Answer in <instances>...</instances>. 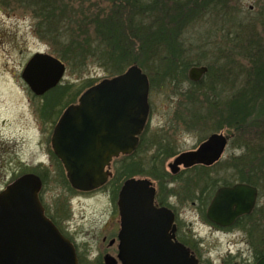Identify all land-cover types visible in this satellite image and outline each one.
<instances>
[{"label":"trees","instance_id":"1","mask_svg":"<svg viewBox=\"0 0 264 264\" xmlns=\"http://www.w3.org/2000/svg\"><path fill=\"white\" fill-rule=\"evenodd\" d=\"M2 2L29 12L34 19L36 34L49 43L51 53L62 59L69 71L78 75L96 65L105 70L106 76L112 77L130 65L138 64L149 72L151 79L156 76L162 78L163 85L175 86L180 81L189 80L191 87L179 90L185 97V103L183 114H176L178 122L188 130L201 129L204 138L210 132L224 129L230 138V146L241 151L239 154L231 153L227 160L219 162L228 164L226 167L230 176L223 178L222 172L217 170L211 178L212 183H206L198 198L203 200L204 195L211 191L208 204L218 186L237 181L258 187L264 196V30L258 24L244 20L238 3L240 0ZM211 16L223 24V36L214 46L221 55L209 58L206 54L208 46L198 52V48L193 51L187 44L192 28ZM222 57L229 58L230 63L224 60L222 63ZM202 63H207L208 72L200 81L190 80L189 69ZM100 80L88 78L81 85L60 83L47 92L54 96L51 98L52 106L49 103L55 112L51 123H56L69 104L76 102L85 89ZM225 82L232 83L229 90L225 88ZM164 145L162 161L173 155ZM142 148L141 142L137 152ZM131 156L125 155L123 162H120L122 157L114 160L113 176L103 186L113 190L115 200L125 179L135 175L127 159ZM52 157L68 189L72 193L78 192L71 186L65 168L54 151ZM224 167L222 169L226 172ZM34 172L41 176L46 186L48 171ZM20 175L17 174V177ZM198 175L201 174H197L195 184H199L201 177ZM168 177L171 178L162 170V180ZM202 180L206 179L202 177ZM40 197L44 203L43 191ZM46 213L68 236L59 222L60 211L53 215L46 207ZM78 256L82 264L79 253Z\"/></svg>","mask_w":264,"mask_h":264},{"label":"water","instance_id":"2","mask_svg":"<svg viewBox=\"0 0 264 264\" xmlns=\"http://www.w3.org/2000/svg\"><path fill=\"white\" fill-rule=\"evenodd\" d=\"M207 65H194L188 76L200 81ZM66 63L49 52L37 51L24 66L22 77L30 90L42 96L64 79ZM148 74L132 64L125 71L104 77L69 104L54 126L51 144L66 170L71 186L91 192L112 176L113 158L132 153L139 144L149 114ZM229 138L213 132L196 150L170 162L173 173L181 165H211L222 157ZM43 181L26 173L0 191V264H79L74 243L46 215L40 199ZM156 188L149 178L130 177L119 191L121 228L118 235L122 264H198L185 255L188 248L175 241V213L155 205ZM258 188L246 182L221 186L207 208V218L229 226L250 213ZM162 254V255H161ZM115 264L113 257H106ZM256 264H264V258Z\"/></svg>","mask_w":264,"mask_h":264},{"label":"rangeland","instance_id":"3","mask_svg":"<svg viewBox=\"0 0 264 264\" xmlns=\"http://www.w3.org/2000/svg\"><path fill=\"white\" fill-rule=\"evenodd\" d=\"M238 3L243 10L241 15L244 20L258 24L259 28L264 30V0H240ZM222 27L221 21L211 16L210 19L192 28L187 45L192 47L193 51L198 48V52L208 46L206 54L209 58L221 55L219 51H215L214 46L218 45L223 36ZM37 51L51 53V47L46 40L36 34L32 15L15 5L6 6L0 0V143L5 148L3 153H0V159L2 161L4 154L5 159L15 162L13 166H7V170L0 169V191L15 176L17 177V174L28 171L23 165L25 162H35L45 158L43 153L50 141L49 127L51 128L55 112L52 107H49V103L52 106L51 98L54 96L45 93V96L33 98L34 94L25 81L22 79L20 83L21 71L29 58ZM223 60L230 63L229 58L222 57V63ZM235 70L238 71V69ZM146 73L149 75V72ZM106 74L103 68L96 65H91L82 75L67 69L62 83L71 82L81 85L88 78L102 79L106 77ZM152 78L158 80L159 77ZM161 85L164 86L162 90ZM224 85L227 90L232 87L231 82H225ZM190 87L189 80L180 81L175 86L163 85L162 81V84L155 83L153 89L156 111L152 123L154 126L162 124V145L164 139L169 138L170 141L173 139L178 152L192 149L204 135L201 129L188 130L178 122L179 119H174L182 112V106L184 107L185 103V97L179 90H187ZM42 128L46 130L42 131ZM217 132L226 133V130ZM240 152L232 148L229 141L220 162L227 160L231 153L239 154ZM124 156L118 158L121 159ZM127 159L131 163L130 167L135 171L134 177L149 178L157 182L159 172L155 167L158 164V154L150 148L149 144L148 147L145 145L139 153ZM130 159L133 161L131 162ZM173 159L174 156H168L162 161V170L171 177L162 181V195H171L167 204L175 208L179 224L190 234V242L194 248H202L205 255L216 262H219L221 253L227 248H233L234 251L238 248H246L239 229L231 231L218 229L207 219L206 211L211 199L208 204L206 202L211 191L204 195L203 200L198 198L200 190L205 188L206 183L209 181L210 184L212 183L211 178L217 170L222 172L223 178L230 176L228 171L224 172L222 169L223 165L226 167L228 164L218 163L214 169L197 168L189 170L187 174L174 176L168 167ZM124 160L125 158L120 162ZM57 165L54 162L53 167L48 170V181L42 190L44 204L50 214L57 215L60 211V225L76 243L82 264H101L97 257L98 251L102 254L101 250L113 236V223L120 220L117 199L114 198L113 190L103 187L92 192L78 190L72 193L63 181L62 172ZM126 166L129 169L128 164ZM114 168L113 164V171ZM198 173L201 174L198 177H204L206 180L201 181L200 178L199 184H195L194 180L197 179ZM259 206L261 207L259 212H262L264 207L262 195L259 197ZM110 224L112 227L106 228ZM105 235H107L106 242L103 241ZM87 258H89L88 262Z\"/></svg>","mask_w":264,"mask_h":264},{"label":"flooded vegetation","instance_id":"4","mask_svg":"<svg viewBox=\"0 0 264 264\" xmlns=\"http://www.w3.org/2000/svg\"><path fill=\"white\" fill-rule=\"evenodd\" d=\"M22 72L23 71H21V74H20V83H22V79H23ZM148 77H149V82H150L148 119H147V122H146V125H145L143 131L139 135V144H138L137 148L132 153H130V155L131 154L135 155L138 148L140 147L141 142L143 143V147L145 145L148 147V144H149L150 148L151 149L153 148L155 150V153L158 154V159H157L158 164H157V167H155V169L158 170L159 176H158L157 182L152 180L153 185L156 188L155 205L158 207H168L174 211L175 221H174L173 226L174 225L176 226L175 239L174 240L184 243L188 247V248H186L188 250V254L185 256L190 260L196 259L198 264H256L260 259L264 258V228H263L264 227V219H263L264 207H263V211L259 212L261 210L260 209L261 207L259 206V197L261 196V192H260L258 187H257L258 188L257 202H256L254 209L250 213L243 214V215L237 217L235 219V221L229 226H220V225L210 221L211 225L215 226L218 229H222V230H226V231L239 229L242 232V241L246 244V248H238L237 251H234L233 248H227V250L225 252L221 253L219 262H216L215 260H212L209 256H206L205 252L203 251L202 248H194V246L192 245V242H190V234L187 231L183 230L182 226L179 224L178 216H177V213L175 211V208H172L169 206V204H167L169 201V197L171 195H162V181L165 179V178H163V180H162V124L160 123L157 126H154V124L152 123V120L154 119V115H155V111H156L155 110V107H156L155 95H154V90H153L154 84L157 82H159V84H162V78H158V80H156V79H151L150 76H148ZM161 90H162V85H161ZM32 97L36 98L35 95H33ZM18 100H20L19 95H18ZM41 107L42 106H40V108ZM12 115H13V113H12ZM174 119L177 120V118H174ZM54 125H55V123L51 125V128L49 127V130L51 129L50 138L52 135ZM45 130L46 129L42 128V131H45ZM208 136H206L205 138L204 137L201 138V140L198 142V144L195 147H193L192 149L184 150L181 152H178V150H176L177 147H175L173 139H172V141H170L169 138H166V139H164L163 144H165L164 145L165 147L170 149L171 153L173 154L172 156H174V159H175V157L177 155H179L183 152L196 150L200 146V144L208 138ZM49 140L50 141L47 144V147L45 148V153H43L45 158H42L41 160H37L35 162H25L23 164L24 167L28 170L27 172L30 173V172L39 171V170H47L48 171L49 169H51L53 167V164H54L53 157H52L53 149H52V145H51V139H49ZM47 141H48V139H47ZM3 150H5V148L2 147V145L0 143V153H3ZM224 153H225V151H224ZM223 155H222V157H223ZM3 156L5 157L4 154H3ZM3 156H2V161L0 159V169H6L7 170V166H13L15 164V162L12 160L10 161L9 159H5ZM221 158L218 159L217 161H215L214 163H212L211 165H205L203 163H195V164L188 165V166L181 165L180 169L175 173H173L169 167L170 162L168 164V167H169L172 175L179 176L182 174H187V172L189 170H193V169H197V168L214 169V167L216 165H218V163L220 162ZM113 163H114V161L111 162V166H110V168L112 170H113ZM227 171L229 172L228 167H226V172ZM233 184H229L226 186H230ZM220 186H223V185H220ZM220 186H218L216 188V190ZM216 190L213 192L212 197L216 193ZM111 227L112 226L110 224L106 228L109 229ZM120 228H121V222H120V220H117V222L113 223V227H112L113 236L110 238L109 241H107L105 248H103V250H101L102 254H100V251H98L97 257L99 258V261L101 264H108L107 260H106L107 256L113 257V261L115 262V264H122L121 259H120V248H119L120 241L118 238ZM106 240H107V235H105L103 237V241L106 242ZM72 241L76 246V243L74 242V240H72ZM88 259L89 258H87V262H88ZM92 261H94V260H92ZM160 262L162 264V256H161Z\"/></svg>","mask_w":264,"mask_h":264}]
</instances>
